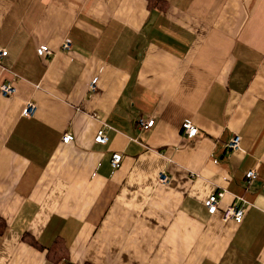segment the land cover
Listing matches in <instances>:
<instances>
[{
	"label": "crops",
	"instance_id": "1",
	"mask_svg": "<svg viewBox=\"0 0 264 264\" xmlns=\"http://www.w3.org/2000/svg\"><path fill=\"white\" fill-rule=\"evenodd\" d=\"M165 1L0 0V264H264V0Z\"/></svg>",
	"mask_w": 264,
	"mask_h": 264
},
{
	"label": "built area",
	"instance_id": "2",
	"mask_svg": "<svg viewBox=\"0 0 264 264\" xmlns=\"http://www.w3.org/2000/svg\"><path fill=\"white\" fill-rule=\"evenodd\" d=\"M71 48H72V43L68 39H66L61 45V50L63 51H69L71 50ZM37 53L40 57L53 55V52L47 46L39 47L37 49ZM6 55H7V51L0 50V58H3ZM96 84L97 82L95 81L90 85L91 91H94L96 89L97 87ZM0 93L4 97L14 96L16 94V88L10 84L0 85ZM36 111H37L36 104L33 102H29L24 110V116L33 117ZM154 123H155V120L153 119L145 120L141 118L137 120V124L142 129H150L154 126ZM107 129H108L107 125L104 124V126L98 131L95 137L96 143L107 144L109 142V137L107 135ZM182 130H183L184 136L188 139H194L199 134V129L190 121H186L183 123ZM73 141H74V137L69 133L65 134L62 138V142L64 144H70ZM240 142H241V138L238 135L234 136L228 142L227 149L230 151L238 150L240 148ZM122 160H123V156L121 154H114L112 156L111 164L115 169H117L120 167ZM246 177L249 181L255 180L257 178L256 170H251L247 172ZM160 182L163 184H167L169 182V177L165 173H161ZM226 193L227 192L224 190L218 191L217 193L213 194L206 200L205 207L210 215H215L218 212L220 203L222 199L225 197ZM249 205H250L249 202L245 200L244 198L236 197L235 202L232 205L222 210L221 212L222 220L225 222L234 221L236 223H241L243 221L245 211Z\"/></svg>",
	"mask_w": 264,
	"mask_h": 264
},
{
	"label": "trees",
	"instance_id": "3",
	"mask_svg": "<svg viewBox=\"0 0 264 264\" xmlns=\"http://www.w3.org/2000/svg\"><path fill=\"white\" fill-rule=\"evenodd\" d=\"M147 1L149 4V8L155 10H164L167 4L165 0H147ZM1 225L2 223H0V227ZM47 256L50 260L55 262V264H60L63 260H65L68 257L67 247L65 243L60 238H57L52 244V246L48 248Z\"/></svg>",
	"mask_w": 264,
	"mask_h": 264
}]
</instances>
